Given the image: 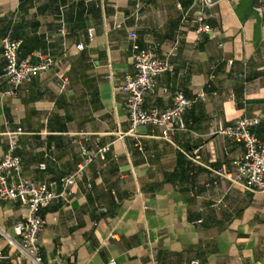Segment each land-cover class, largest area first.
Instances as JSON below:
<instances>
[{
  "label": "crops",
  "instance_id": "crops-1",
  "mask_svg": "<svg viewBox=\"0 0 264 264\" xmlns=\"http://www.w3.org/2000/svg\"><path fill=\"white\" fill-rule=\"evenodd\" d=\"M258 1L219 0L213 31L198 40L181 23L200 14L194 0H0V160L6 134L21 129L24 176L44 184L72 174L82 147L110 145L72 196L43 211L45 264H264V192L227 176L245 148L218 135L242 118H259L264 134ZM5 37L22 42L20 59L37 64V54L49 55L58 66L11 93ZM135 42L160 55L178 44L175 73L160 77L145 101L166 110L176 91L195 101L188 130L170 140L153 126L128 134L121 87L135 73ZM26 213L0 200V264H27L3 236L15 238Z\"/></svg>",
  "mask_w": 264,
  "mask_h": 264
},
{
  "label": "built area",
  "instance_id": "built-area-1",
  "mask_svg": "<svg viewBox=\"0 0 264 264\" xmlns=\"http://www.w3.org/2000/svg\"><path fill=\"white\" fill-rule=\"evenodd\" d=\"M218 3L219 0H194L193 7L198 8L200 14L192 18L186 13L182 18V25L192 26L198 40L203 35L210 34L213 31L209 24V20L213 18L211 12ZM254 11L259 17L264 16V0L258 1ZM130 37L135 41L138 38L136 33H131ZM21 46V41H14L10 37L1 41L2 58L5 61L4 76L10 85L11 93H17L24 83L55 69L59 64L52 56L42 54H37V64L22 60ZM84 48L78 47L80 51ZM177 52L178 44L165 55H160L154 47H142L137 42L133 44L135 73L126 77L121 87L126 96L124 108L130 123L129 135H135L140 127L153 126L161 131L162 139L170 140L177 133L188 130L184 116L195 101L188 99L181 91L170 94L169 88L162 89L165 94L171 96L172 106L169 109L145 108L146 97L154 91L160 77L175 73L173 60ZM200 97L202 98L203 94ZM260 124L259 118H242L218 132L220 136L243 144L245 153L234 161V173L227 176L235 183L245 184L254 192H264V134L258 135L256 132ZM22 134L21 129L6 134L8 145L0 160V200L20 203L27 213L14 226L15 238L5 233L3 236L20 252L27 264H45L40 245L41 234L46 226L43 211L53 202L72 196L74 187L86 178L91 165L106 160L110 145L95 150L82 147L81 161L72 174L40 184L24 176V164L18 152V142ZM138 148L142 150L141 146ZM41 169L45 170L46 165H41ZM216 174L223 176L221 171H216ZM87 186L91 188L90 183ZM202 222L200 220L196 223ZM110 264L116 262L111 261ZM191 264H198V261Z\"/></svg>",
  "mask_w": 264,
  "mask_h": 264
}]
</instances>
